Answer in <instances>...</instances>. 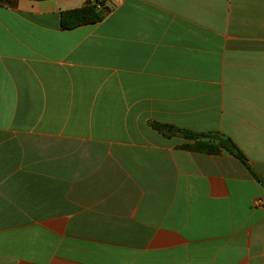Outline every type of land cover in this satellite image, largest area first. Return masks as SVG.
<instances>
[{"label": "crops", "instance_id": "crops-1", "mask_svg": "<svg viewBox=\"0 0 264 264\" xmlns=\"http://www.w3.org/2000/svg\"><path fill=\"white\" fill-rule=\"evenodd\" d=\"M0 264H264V0H0Z\"/></svg>", "mask_w": 264, "mask_h": 264}, {"label": "trees", "instance_id": "trees-1", "mask_svg": "<svg viewBox=\"0 0 264 264\" xmlns=\"http://www.w3.org/2000/svg\"><path fill=\"white\" fill-rule=\"evenodd\" d=\"M102 4V2L99 3L101 8L103 6ZM98 6L97 1L94 3L87 2L85 6L81 8L62 12L60 15L61 29L70 30L80 26L95 24L102 21L106 14L103 11L105 9H100L98 8ZM152 127L162 135H168V128L166 126L155 124L152 125ZM172 131L173 134L177 133L181 135L188 142L186 144H183L181 146V149L207 155H219L225 152L238 159L243 165H245L250 170L245 156L242 154L240 149L233 143V141L226 135L221 134L219 132L199 134L186 130L172 129ZM252 174L254 175L253 172Z\"/></svg>", "mask_w": 264, "mask_h": 264}, {"label": "built area", "instance_id": "built-area-1", "mask_svg": "<svg viewBox=\"0 0 264 264\" xmlns=\"http://www.w3.org/2000/svg\"><path fill=\"white\" fill-rule=\"evenodd\" d=\"M98 8H101L100 5L98 6ZM254 204H255L256 206H258V205H260V201L257 200V201H255Z\"/></svg>", "mask_w": 264, "mask_h": 264}]
</instances>
